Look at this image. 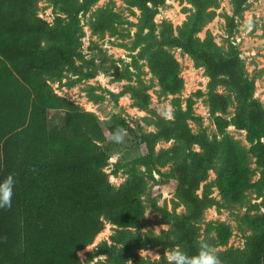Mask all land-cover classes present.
Masks as SVG:
<instances>
[{"label":"trees","instance_id":"1","mask_svg":"<svg viewBox=\"0 0 264 264\" xmlns=\"http://www.w3.org/2000/svg\"><path fill=\"white\" fill-rule=\"evenodd\" d=\"M48 1L58 10L52 23L39 14L41 0H0V180L11 174L16 182L11 206L0 208V264H86L79 253L103 231L104 218L117 225L118 231L112 243L105 241L95 251L93 257H105L96 264H129L132 260L142 264L139 251L162 244L182 245L189 256L196 255L200 248L197 222L215 202L207 192L198 194L209 171L216 170L215 186L229 206L244 204L247 191L255 186L250 155L256 157L264 183V109L253 97L252 83L245 79L242 59L236 50L229 55L220 51L212 37L202 40L197 36L214 17L210 8L217 0H189L196 10L180 35L166 22L157 34L155 17L166 0H124L141 11L133 42V49H140L133 65L139 67L140 59H148L163 90L177 95L184 87L181 65L167 46L182 48L206 67L209 103L215 113H225L232 103L230 96L216 92L219 85L238 94L233 123L247 130L252 143L247 149L227 133L230 123L222 116L216 118L220 140L211 139L203 130L195 133L189 124L194 113L192 99L186 109L178 100L173 119L159 117L158 130L137 138L144 152L130 161L132 168L143 167L153 176L160 167L178 163L172 187L190 208L185 215H171L178 234L170 241L154 233L143 239L132 235L131 228L145 216V176L131 170L128 179L115 187L105 170L115 141L112 137L130 132L129 125L117 120L104 127L97 114L59 95L49 82L61 80L66 71L77 76L72 85L98 75L96 59L86 58L81 51V13L87 14L100 0ZM246 2L235 0L234 16L243 12ZM234 16L229 18L230 31L235 28ZM120 22L111 3L92 13L91 27L93 33L104 36L117 33ZM127 73L129 68L121 74L116 67L119 79ZM126 91L139 107L149 106L147 88L128 85ZM89 95L95 102L104 98L94 92ZM57 109L65 110L64 123L50 125L49 111ZM172 139L171 148L156 151L159 141ZM116 167L125 165L117 163ZM249 224L257 233L248 241L244 258L221 251L222 261L264 264V213L250 216ZM208 236H213L216 245L226 246L232 227L210 221Z\"/></svg>","mask_w":264,"mask_h":264},{"label":"rangeland","instance_id":"2","mask_svg":"<svg viewBox=\"0 0 264 264\" xmlns=\"http://www.w3.org/2000/svg\"><path fill=\"white\" fill-rule=\"evenodd\" d=\"M114 3L116 11L120 14L121 22L118 24L117 33L107 32L104 36L93 33L91 27L92 13L108 4ZM39 14L52 23L58 15L56 7L48 0H41ZM212 19L204 26L197 36L200 39L213 38L219 50L229 55L237 51L242 59L245 79L253 85V97L264 109V0H247L241 14L234 16L235 0H217ZM195 7L189 0H166L159 7L155 20L157 23V34L160 35L163 24L166 22L173 26L176 35H180L190 17L195 12ZM141 11L130 8L124 0H100L87 14L81 13V24L84 30L82 38V53L86 58L96 59L100 71L97 76L88 80H82L72 85L76 79L71 72L66 71L61 80L49 79L50 84L56 92L76 103L87 111L97 114L104 127L112 126L119 120L125 121L130 132L123 134L120 142L112 143V152L109 166L105 168L111 183L119 187L129 177L131 170L145 176L148 188L142 196L146 207L145 216L140 225L132 227V235L138 239L154 233L167 241L177 237V228L172 219V214L185 215L189 212V205L178 196L173 181L177 178L176 166L178 163L170 162L165 167H160L152 175L144 172V168H132L130 161L142 154L144 146L137 138L145 133L158 130L159 117L173 119L178 109L177 101L183 109L187 108L188 101H193V117L189 124L195 133L206 131L211 139L222 138L217 125V116H222L230 124L226 132L240 141L242 146L250 149L252 143L248 141L246 129L237 127L233 119L237 113L239 104L238 94L230 87L219 85L216 92L230 96L232 103L225 113H215L209 103L210 76L206 67L200 64L189 53L180 47H169L167 49L177 58L181 65L180 75L184 80V87L177 95L167 94L161 87L159 79L152 73L148 59H140L139 67L133 65L134 55L139 49H133V42L138 31V23ZM235 17V28L230 31V17ZM81 63V61H77ZM101 65V66H100ZM119 73H125L129 68L130 73L119 79ZM87 69V68H86ZM143 84V85H141ZM128 85L145 87L150 94L149 106L145 109L137 105L136 100L130 92L126 91ZM104 95V98L95 102L90 98V93ZM65 110L49 111L50 125L63 124ZM264 140V139H263ZM175 141L161 140L156 144V151L171 148ZM200 151V147L195 145ZM253 182L255 186L247 191L246 202L242 205L229 206L221 198L218 187L215 186L216 170L209 171L208 178L201 183L198 190L199 195L204 192L214 199V205L208 207L203 218L197 222L199 227V245L206 243L218 252L232 251L238 254V259L244 258L247 252L248 241L257 233L249 224V217L264 213V183L261 180V168L257 159L250 155ZM117 163L125 165L118 169ZM147 214V215H146ZM223 221L232 227V236L226 246H218L213 236L206 237L207 223L210 221ZM104 229L95 241L80 251V257L86 264H96L98 259L93 257L95 251L105 241L112 243V237L116 235L118 226L104 218ZM173 250H180L187 254V249L182 245L148 246L139 251L142 264H169L168 254ZM93 257V258H91ZM220 259V258H219ZM221 260V259H220ZM222 264H229L222 261ZM129 264H134L133 260Z\"/></svg>","mask_w":264,"mask_h":264},{"label":"clouds","instance_id":"3","mask_svg":"<svg viewBox=\"0 0 264 264\" xmlns=\"http://www.w3.org/2000/svg\"><path fill=\"white\" fill-rule=\"evenodd\" d=\"M112 139L120 142L123 135L121 132H117ZM15 183V179L11 174L0 180V208L11 206ZM85 250L90 251L87 247ZM167 260L169 264H222L216 250L207 243L201 244L198 253L194 256H189L180 250H173L168 254Z\"/></svg>","mask_w":264,"mask_h":264},{"label":"crops","instance_id":"4","mask_svg":"<svg viewBox=\"0 0 264 264\" xmlns=\"http://www.w3.org/2000/svg\"><path fill=\"white\" fill-rule=\"evenodd\" d=\"M51 111V110H50Z\"/></svg>","mask_w":264,"mask_h":264}]
</instances>
